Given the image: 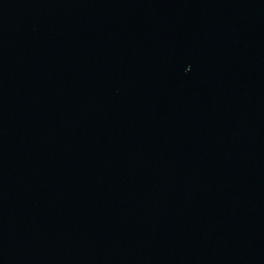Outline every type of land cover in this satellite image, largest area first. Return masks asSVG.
Masks as SVG:
<instances>
[{
	"label": "water",
	"instance_id": "1",
	"mask_svg": "<svg viewBox=\"0 0 264 264\" xmlns=\"http://www.w3.org/2000/svg\"><path fill=\"white\" fill-rule=\"evenodd\" d=\"M0 264H264V0H0Z\"/></svg>",
	"mask_w": 264,
	"mask_h": 264
}]
</instances>
